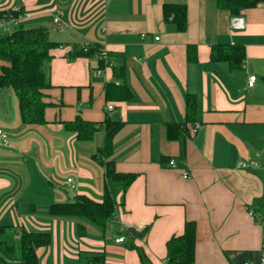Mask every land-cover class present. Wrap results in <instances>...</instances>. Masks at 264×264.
I'll use <instances>...</instances> for the list:
<instances>
[{
	"label": "crops",
	"instance_id": "0c3cea01",
	"mask_svg": "<svg viewBox=\"0 0 264 264\" xmlns=\"http://www.w3.org/2000/svg\"><path fill=\"white\" fill-rule=\"evenodd\" d=\"M164 4L187 6L186 31L165 21ZM11 9L23 13L10 27H44L63 46L50 52L46 123L24 124L15 92L0 88V127L11 139L9 147L0 145V225L6 232L17 240L24 229L51 233L50 246L38 250L41 264H83L92 253H103L105 264H142L134 245L151 264H167L168 240L190 220L197 223L196 264L259 262L264 227L249 210L264 208V2L238 15L243 30L232 28L237 16L217 0H0V11ZM217 44L243 46L244 64L212 63ZM75 46L100 47L105 68L99 55L69 58ZM189 47L196 48V61L188 60ZM5 64L0 59V68ZM113 67L124 68L121 81L133 96L111 102L110 111L105 85L115 81ZM250 75L257 76L253 87ZM189 94L195 111L188 122ZM78 116L125 122L112 157L118 172L138 174L125 193L94 158L105 133L81 142L66 127ZM185 122L183 157L166 125ZM105 185L116 202L105 229L85 218L50 215L52 204L79 195L102 201ZM132 231L143 236L134 238ZM122 236L125 241L116 243Z\"/></svg>",
	"mask_w": 264,
	"mask_h": 264
},
{
	"label": "trees",
	"instance_id": "16d2710c",
	"mask_svg": "<svg viewBox=\"0 0 264 264\" xmlns=\"http://www.w3.org/2000/svg\"><path fill=\"white\" fill-rule=\"evenodd\" d=\"M220 7L229 10L232 15L238 16L243 10L256 8L264 0H217ZM23 13V11H20ZM164 18L167 23H174L177 30L184 32L188 27V10L186 5L164 4ZM17 12L11 10L0 11V21L9 20ZM63 46L62 43L50 39L44 27L27 28L19 24L13 32L0 33V59L9 64L0 68V88H11L19 102L20 119L24 124L46 123L45 111L50 105L45 101V91L52 87L49 77L48 63L52 60L51 50ZM100 47L83 48L75 46L69 58L93 57L101 53ZM110 56V55H109ZM189 61H196V48L189 47L187 52ZM211 62H227L232 68H239L245 61V49L241 45L217 44L211 50ZM107 64V63H106ZM105 61L100 60V68H105ZM123 67H113L115 81L105 85V100L107 103L124 102L129 100L133 93L129 86L122 82ZM264 79V77H263ZM119 81V82H116ZM195 111V99L187 96L186 120H192ZM125 122L114 120L110 116L102 122L87 121L78 116L74 121L66 123V127L76 133L81 142L93 141L99 131L105 133L104 145L99 148L94 158L106 169V176L113 184L122 187L124 193L137 179L136 173H121L116 170L113 160L114 138L122 129ZM200 125V124H199ZM187 123H167L166 135L169 140L181 143L182 156L185 155ZM116 211V202L109 186L105 185L102 201L79 195L72 202L55 203L50 206L49 212L53 217L85 218L105 229ZM145 229L144 234L148 232ZM133 237H142L132 231ZM51 233L44 231L22 230L17 239L11 237L6 228L0 225V262L4 264H41L38 256L40 248L50 246ZM197 223L187 220L181 235L173 236L166 244L167 264H196ZM139 254L142 264H151L145 251L138 246H132ZM83 264H105L103 253H92L82 258Z\"/></svg>",
	"mask_w": 264,
	"mask_h": 264
},
{
	"label": "built area",
	"instance_id": "2783aa9c",
	"mask_svg": "<svg viewBox=\"0 0 264 264\" xmlns=\"http://www.w3.org/2000/svg\"><path fill=\"white\" fill-rule=\"evenodd\" d=\"M12 11L19 13L18 14V18H16L13 14L9 15V20H3L0 21V31L3 30H9L11 25L17 24V22L20 20L21 16L20 15V9H12ZM59 18L56 17L55 18V23L59 22ZM231 26L234 30H243L245 29V23L244 20L241 19L239 16L233 18ZM156 40H159V38H156ZM87 49V48H85ZM100 60H106L107 59V53L105 51H101V53L99 54ZM101 71L98 70L97 73L99 74ZM257 81V76L256 75H250L249 79H248V85L249 87H253L255 85ZM114 106L112 104L108 105V110H113ZM202 127V125H196L195 127H193L191 130V134H195L200 128ZM0 145H2L3 147H9L11 145V139L9 137V134L0 127ZM244 165V164H243ZM170 166L175 168L177 166V163L175 160H171L170 161ZM184 178L188 179L190 178V174L188 172L184 173ZM67 184L70 188L75 187L74 185V180L73 178H68L67 179ZM249 214L251 215V217H253L260 225H262L264 227V208L260 211V214H256L253 210H249ZM125 241V237H119L118 239H116V243H123ZM244 264H264V241L262 244V248H261V256H260V260L259 262L255 263L253 261H248L245 262Z\"/></svg>",
	"mask_w": 264,
	"mask_h": 264
},
{
	"label": "rangeland",
	"instance_id": "374dc122",
	"mask_svg": "<svg viewBox=\"0 0 264 264\" xmlns=\"http://www.w3.org/2000/svg\"><path fill=\"white\" fill-rule=\"evenodd\" d=\"M10 30H11V32H13L14 31V27L12 26V27H10ZM6 33V32H5ZM117 186V185H116ZM80 219H84V218H80ZM86 220V219H85ZM90 223H92L91 221H90ZM93 225H95L94 223H92ZM80 229V228H79ZM79 231V234L81 233V229L80 230H78Z\"/></svg>",
	"mask_w": 264,
	"mask_h": 264
}]
</instances>
